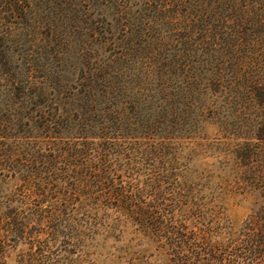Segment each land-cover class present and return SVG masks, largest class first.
Masks as SVG:
<instances>
[{
	"label": "trees",
	"instance_id": "16d2710c",
	"mask_svg": "<svg viewBox=\"0 0 264 264\" xmlns=\"http://www.w3.org/2000/svg\"><path fill=\"white\" fill-rule=\"evenodd\" d=\"M0 168L13 233L264 264V0H0Z\"/></svg>",
	"mask_w": 264,
	"mask_h": 264
},
{
	"label": "rangeland",
	"instance_id": "374dc122",
	"mask_svg": "<svg viewBox=\"0 0 264 264\" xmlns=\"http://www.w3.org/2000/svg\"><path fill=\"white\" fill-rule=\"evenodd\" d=\"M207 133L210 138L217 137V130L213 127H209ZM213 162L212 159H205L196 166L199 165L200 171H203L207 168L205 164L210 165ZM5 174L0 168V264H29L30 259L26 256L28 254L34 255L32 258L35 260L40 259L38 264L47 262L40 254L50 259L61 257L64 264H162V258L157 256L154 249H148L137 242L131 243L127 239L98 236L89 230L86 233H74L67 239L65 236L57 237L56 243L46 233H13L8 229L2 213L8 211L4 206H11V200H18L21 196L18 191L19 184L5 178ZM225 206L228 217L237 228L250 213L251 202L240 195L228 194L225 197ZM27 208L28 205H22L21 210L24 212ZM5 249L10 251L4 258L2 254ZM51 263L56 261L52 260Z\"/></svg>",
	"mask_w": 264,
	"mask_h": 264
}]
</instances>
